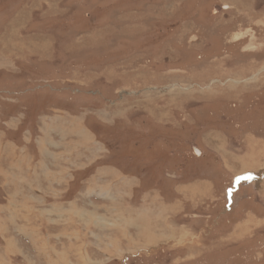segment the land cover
I'll return each instance as SVG.
<instances>
[{
    "label": "rangeland",
    "instance_id": "1",
    "mask_svg": "<svg viewBox=\"0 0 264 264\" xmlns=\"http://www.w3.org/2000/svg\"><path fill=\"white\" fill-rule=\"evenodd\" d=\"M0 112V264H264V0H0Z\"/></svg>",
    "mask_w": 264,
    "mask_h": 264
},
{
    "label": "crops",
    "instance_id": "2",
    "mask_svg": "<svg viewBox=\"0 0 264 264\" xmlns=\"http://www.w3.org/2000/svg\"><path fill=\"white\" fill-rule=\"evenodd\" d=\"M50 117H47L43 120V126L40 127V124L38 123L35 127H33L31 125V127L33 128H37V131H39L38 137L37 139L34 141V143L38 144L39 147V156L40 159L45 162L47 159L48 161H50V155L53 154L58 147H56L54 145L55 142L62 140L64 142L65 138L64 135L61 133V135H57L56 132H59L60 130H58L57 128L55 129L53 123L51 122ZM34 118H25L23 120L16 118V117H6L5 113L0 112V162L2 161L1 167L0 169H4V168H10L12 171L16 170L18 171V173L22 174V170L27 169L29 166L35 167L34 164L36 165H41L43 164L40 160L36 159L37 157L33 154V152L28 151L27 149H21V145L16 144V145H7L5 147V145L1 144L2 139L5 138H11L14 137V139H16L17 137L20 136V134H24V131H27L29 126H27V128L24 129V126L21 127V125H23V123H28V122H34L33 121ZM64 121V120H63ZM66 121V120H65ZM28 125V124H26ZM67 130V124L64 128V126L61 129V132H65ZM33 132V131H31ZM53 132L55 133V135L53 134ZM76 132H80L81 135V130H78ZM19 135V136H18ZM23 136V135H22ZM82 137H88L87 135L83 134L81 135ZM46 138H51V141H48ZM8 146H12L14 148L17 149L18 153L23 156L22 154L24 153V157H22L21 159L15 160L14 162H12L11 164H9L7 162V160L5 159V155L6 153H9L10 151H8V149H13L11 147ZM64 148V146H63ZM26 150V151H24ZM33 154V155H32ZM45 155H49L48 157H45ZM7 165V166H6ZM51 165V163L49 164V166ZM32 171H30V174L32 175L33 173V168H30ZM77 170H81V169H77ZM27 172V171H26ZM80 171H75V176L76 173L77 175L80 177L81 173H78ZM47 180H51V178L47 179ZM125 180V179H124ZM68 185H70V183L68 182ZM116 185V183H115ZM120 186V183L119 185ZM115 189V188H113ZM117 194V193H116Z\"/></svg>",
    "mask_w": 264,
    "mask_h": 264
},
{
    "label": "bare ground",
    "instance_id": "3",
    "mask_svg": "<svg viewBox=\"0 0 264 264\" xmlns=\"http://www.w3.org/2000/svg\"><path fill=\"white\" fill-rule=\"evenodd\" d=\"M178 96V95H177Z\"/></svg>",
    "mask_w": 264,
    "mask_h": 264
}]
</instances>
